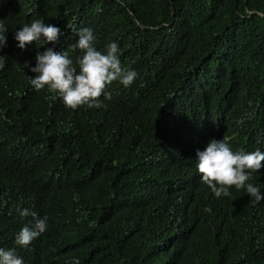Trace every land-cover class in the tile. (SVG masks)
Segmentation results:
<instances>
[{
  "label": "trees",
  "instance_id": "trees-1",
  "mask_svg": "<svg viewBox=\"0 0 264 264\" xmlns=\"http://www.w3.org/2000/svg\"><path fill=\"white\" fill-rule=\"evenodd\" d=\"M0 20V248L23 264H264V200L217 198L196 168L213 139L264 150V0H0ZM34 20L59 42L19 49ZM83 28L138 75L73 111L30 68L49 48L75 64ZM250 182L264 194V169ZM24 209L48 218L27 248Z\"/></svg>",
  "mask_w": 264,
  "mask_h": 264
},
{
  "label": "clouds",
  "instance_id": "clouds-1",
  "mask_svg": "<svg viewBox=\"0 0 264 264\" xmlns=\"http://www.w3.org/2000/svg\"><path fill=\"white\" fill-rule=\"evenodd\" d=\"M7 31L3 20H0V50L6 46ZM61 35L59 27L34 20L15 33V40L17 47L24 50L41 42L57 44ZM77 35L78 40L73 47L83 53L78 61L74 64L67 51L57 52L49 48L38 53L35 67L30 68L35 73L34 78L30 77L31 86L37 92L47 90L55 93L65 107L73 111L84 107L106 108L105 101L112 99L107 89L114 82L127 88L138 74L122 64L116 42L107 44L106 50L101 51L96 46L97 37L91 28L80 29ZM196 160L202 183L215 197H230L234 191L246 194L253 204L264 200V194L250 182L255 173L264 169V150L233 151L223 140L213 139L203 151L197 150ZM20 214L34 218L32 226H24L15 237L17 246L27 248L47 231L48 218H37L36 213H29L27 209ZM0 264H23V260L15 249L0 248ZM74 264H79V261L75 260Z\"/></svg>",
  "mask_w": 264,
  "mask_h": 264
}]
</instances>
